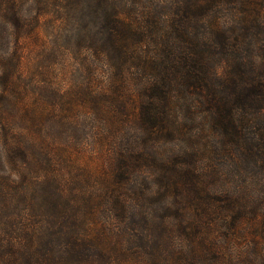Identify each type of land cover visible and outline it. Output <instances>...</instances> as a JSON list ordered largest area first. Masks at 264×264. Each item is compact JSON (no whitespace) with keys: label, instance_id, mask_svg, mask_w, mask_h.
I'll return each mask as SVG.
<instances>
[{"label":"trees","instance_id":"16d2710c","mask_svg":"<svg viewBox=\"0 0 264 264\" xmlns=\"http://www.w3.org/2000/svg\"><path fill=\"white\" fill-rule=\"evenodd\" d=\"M32 36L83 76L34 87L40 118L21 109ZM11 40L0 264H264V0H0ZM89 147L109 172L92 192L63 168Z\"/></svg>","mask_w":264,"mask_h":264},{"label":"rangeland","instance_id":"374dc122","mask_svg":"<svg viewBox=\"0 0 264 264\" xmlns=\"http://www.w3.org/2000/svg\"><path fill=\"white\" fill-rule=\"evenodd\" d=\"M24 13L26 16L25 18L28 19L30 17V14L32 15V12L30 13V11H25ZM5 43V46L0 45V53L7 54L15 50L16 44L14 40H11L10 42L7 41ZM21 50L23 54L22 70L24 71V79L26 80L25 83H22L20 85V87L23 89L25 87L29 91V95L31 96V98H33L31 99L29 96H27V98L21 102V109L23 110V112L31 111L33 113V117L36 118H40L42 116V112H44V109L49 108V111H45V113L51 114V112L54 111V106L49 107L50 105L43 102L40 104L36 99L38 96L36 97L35 95L36 90H34V87H41L44 83H46L55 90H67L71 82L76 83V85L83 82V76L76 73L74 69H71L72 73L68 72L69 69L67 71L63 70V59L58 53L53 54L51 52L48 53L47 56L43 55L41 52L42 46L39 43L33 42V36L29 40L25 41V44L21 46ZM49 67L51 69H49ZM53 100L54 95L51 96V101L53 102ZM25 105L30 106V108L27 109ZM84 113L86 112L82 111L81 115L78 116L81 118V120H83L82 115ZM79 114L80 111L77 112L76 115ZM47 119L49 120L50 117L48 116ZM46 127L49 130L51 125L49 126L46 124ZM90 130V127L88 125H85L83 127V130L80 129V134L84 137V134L89 133ZM21 132L22 130L18 126H16L13 134H11V140L18 144L21 141V136L18 137L16 134ZM85 150L86 151L84 152L75 151L71 155H69L68 157L70 160L69 163H71V167H68V169H66V167L63 166V168L67 172V180H69L70 182H74L75 180H83L86 182V188L92 192L93 190L99 189V187L106 184V180L109 175V172L105 165L106 153L104 151H102L103 154L95 153L96 150L90 147L86 148ZM1 174L3 173H0V175ZM247 240L249 239L241 238L240 240H237L236 243L238 242L239 246L243 245L244 247L249 245L250 248V244L252 243H249ZM258 244L263 243L260 241L258 242ZM258 244L257 247L262 246ZM243 250V253L252 254L248 250Z\"/></svg>","mask_w":264,"mask_h":264}]
</instances>
